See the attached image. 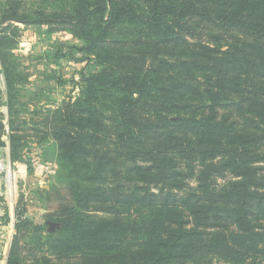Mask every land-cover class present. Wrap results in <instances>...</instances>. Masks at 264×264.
Wrapping results in <instances>:
<instances>
[{
    "label": "trees",
    "instance_id": "trees-1",
    "mask_svg": "<svg viewBox=\"0 0 264 264\" xmlns=\"http://www.w3.org/2000/svg\"><path fill=\"white\" fill-rule=\"evenodd\" d=\"M12 23L70 30L86 66L44 120L68 178L58 226L18 212L7 264H264V0H0L17 161Z\"/></svg>",
    "mask_w": 264,
    "mask_h": 264
},
{
    "label": "rangeland",
    "instance_id": "rangeland-1",
    "mask_svg": "<svg viewBox=\"0 0 264 264\" xmlns=\"http://www.w3.org/2000/svg\"><path fill=\"white\" fill-rule=\"evenodd\" d=\"M14 26L18 27V43L12 53L24 76L17 83V107L26 121L29 145L23 150L24 160H12L6 81L0 60V112L6 125L0 150V264H7L12 250L18 212L46 225L49 231L58 226L49 216L64 201L68 178L57 159L54 142L50 138L41 141L48 130L44 120L50 111L77 96L86 66L84 41L70 30L50 33L47 26Z\"/></svg>",
    "mask_w": 264,
    "mask_h": 264
}]
</instances>
